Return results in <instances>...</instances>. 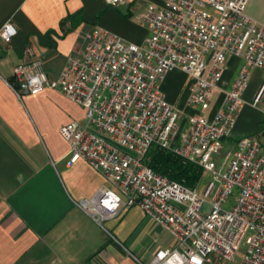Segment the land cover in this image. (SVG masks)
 Here are the masks:
<instances>
[{"label":"built area","instance_id":"built-area-1","mask_svg":"<svg viewBox=\"0 0 264 264\" xmlns=\"http://www.w3.org/2000/svg\"><path fill=\"white\" fill-rule=\"evenodd\" d=\"M247 1L159 0L133 15L145 30L140 43L95 25L56 78L48 79L28 51L12 69L8 88L16 97L56 90L83 111V122L58 129L67 164L84 161L109 187L75 206L100 228L137 207L172 238V247L147 264H231L236 253L237 264H264V147L243 137L223 150L246 104L250 72L264 69V25L243 13ZM15 34L9 21L2 23L3 43ZM229 58L241 65L226 89L220 84ZM172 71L189 79L185 111L168 104L160 89ZM249 106L264 111V79ZM152 146L208 174L202 196L197 183L189 189L151 171L144 161Z\"/></svg>","mask_w":264,"mask_h":264},{"label":"crops","instance_id":"crops-1","mask_svg":"<svg viewBox=\"0 0 264 264\" xmlns=\"http://www.w3.org/2000/svg\"><path fill=\"white\" fill-rule=\"evenodd\" d=\"M136 1L110 6L103 0H0V26L9 21L16 29L9 43L0 40V264H136L130 256L147 264L172 247L168 233L137 207L102 228L82 213L76 203L109 187L84 161L67 164L68 146L58 129L83 122V111L56 90L18 98L8 88L26 51L48 79L56 78L95 25L140 43L145 30L133 18L142 10L132 5ZM158 2L145 0L143 6ZM243 13L264 25V0H248ZM239 66V60H227L220 86H229ZM186 79L172 71L160 85L166 102L178 109L187 96ZM242 119L238 114L224 152L252 134Z\"/></svg>","mask_w":264,"mask_h":264},{"label":"rangeland","instance_id":"rangeland-1","mask_svg":"<svg viewBox=\"0 0 264 264\" xmlns=\"http://www.w3.org/2000/svg\"><path fill=\"white\" fill-rule=\"evenodd\" d=\"M145 0H137L132 5L136 6V10L143 9ZM241 65V62H240ZM264 79V69H254L250 72V77L247 83V88L242 96V100L246 103L244 106V109H242L241 113H239L240 118H243L242 121L245 119L248 122V126H252L253 132L252 136H247L251 138H255L257 142L264 147V111H261L259 108H252L249 106V104L252 102V95L254 91L256 90L259 82ZM189 79H186V82L184 83V87ZM226 89H228V85L226 86ZM220 91L219 89H216L212 92V97L208 102V106L213 108V106L216 104L217 99L219 97ZM177 99H180L181 93L177 94ZM178 103H176L177 105ZM181 110L185 111V109L182 107ZM209 113V110L206 111V114ZM245 122V123H247ZM251 128V127H250ZM217 160H214V162L217 164ZM209 181V175L203 174L200 176L199 181L196 184V192L199 196H202V190L205 185V183ZM234 191V190H233ZM234 192L231 196L228 197L226 204H224L222 207L227 209L229 205L231 204L233 200ZM207 201V200H206ZM202 213H206L208 211V205L205 202L201 209ZM240 255L238 253L235 254L231 264H237L239 260Z\"/></svg>","mask_w":264,"mask_h":264},{"label":"trees","instance_id":"trees-1","mask_svg":"<svg viewBox=\"0 0 264 264\" xmlns=\"http://www.w3.org/2000/svg\"><path fill=\"white\" fill-rule=\"evenodd\" d=\"M77 14L79 13L68 15L66 19H72ZM144 163L155 174L169 181L181 183L189 189L195 186L201 176V170L198 167L190 163H182L170 153L158 150L154 146L147 151Z\"/></svg>","mask_w":264,"mask_h":264},{"label":"snow or ice","instance_id":"snow-or-ice-1","mask_svg":"<svg viewBox=\"0 0 264 264\" xmlns=\"http://www.w3.org/2000/svg\"><path fill=\"white\" fill-rule=\"evenodd\" d=\"M9 31H11V29H9Z\"/></svg>","mask_w":264,"mask_h":264}]
</instances>
